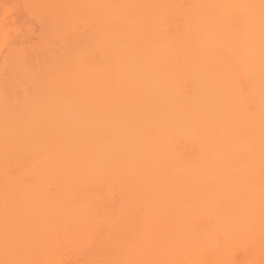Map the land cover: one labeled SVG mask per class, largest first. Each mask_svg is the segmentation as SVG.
<instances>
[{"label":"bare ground","instance_id":"1","mask_svg":"<svg viewBox=\"0 0 264 264\" xmlns=\"http://www.w3.org/2000/svg\"><path fill=\"white\" fill-rule=\"evenodd\" d=\"M65 5L46 57L0 73V264L101 223L111 263L188 264L231 235L264 264V0Z\"/></svg>","mask_w":264,"mask_h":264},{"label":"rangeland","instance_id":"2","mask_svg":"<svg viewBox=\"0 0 264 264\" xmlns=\"http://www.w3.org/2000/svg\"><path fill=\"white\" fill-rule=\"evenodd\" d=\"M66 3L69 0H0V73L5 71L3 69L14 53L31 63L46 57L50 51L49 45L60 37V20L63 19L64 25L67 24L64 20L69 11ZM55 18L59 19L56 27L53 26ZM249 97L253 99L252 94ZM2 178L3 175H0ZM104 187L103 183L98 184L99 189ZM119 212L118 208H114L108 215H117ZM97 227V231L92 236L90 233L86 240L70 239L65 231L61 232L55 241L56 249L41 254L30 253L28 258L33 261L44 260L49 264H117L111 263L119 259V247L114 240L116 233L110 231L107 223ZM206 232L212 233L208 229ZM260 241L257 239L253 242L262 250L264 246H260ZM217 244L216 251L212 253L192 246L187 263L242 264L241 254L243 248L248 247L249 239L224 235L217 240Z\"/></svg>","mask_w":264,"mask_h":264}]
</instances>
